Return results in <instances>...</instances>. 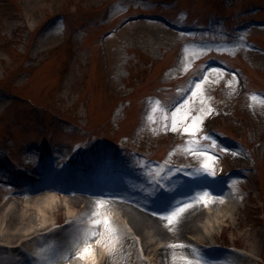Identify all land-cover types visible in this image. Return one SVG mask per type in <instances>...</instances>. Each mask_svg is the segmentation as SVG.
<instances>
[{
  "label": "rangeland",
  "instance_id": "rangeland-1",
  "mask_svg": "<svg viewBox=\"0 0 264 264\" xmlns=\"http://www.w3.org/2000/svg\"><path fill=\"white\" fill-rule=\"evenodd\" d=\"M45 177L190 195L173 264H264V0H0V200Z\"/></svg>",
  "mask_w": 264,
  "mask_h": 264
},
{
  "label": "bare ground",
  "instance_id": "bare-ground-1",
  "mask_svg": "<svg viewBox=\"0 0 264 264\" xmlns=\"http://www.w3.org/2000/svg\"><path fill=\"white\" fill-rule=\"evenodd\" d=\"M106 185L101 192L91 185L78 192L71 189L69 180L55 183L45 177L28 188L26 193L32 197L25 203H16L10 196L1 199L0 264H124L129 243L135 242L126 234L129 230L143 241L140 253L155 246L150 252H157L166 264H173L176 257L199 254L197 247L182 241L185 232L195 233L185 218L200 215L190 195L157 193L143 199L121 191L111 181ZM180 206L185 213L173 215ZM60 210L67 220L61 227ZM121 236L124 240L118 243ZM171 237L177 238L176 245L166 241Z\"/></svg>",
  "mask_w": 264,
  "mask_h": 264
},
{
  "label": "snow or ice",
  "instance_id": "snow-or-ice-1",
  "mask_svg": "<svg viewBox=\"0 0 264 264\" xmlns=\"http://www.w3.org/2000/svg\"><path fill=\"white\" fill-rule=\"evenodd\" d=\"M196 87L199 88V84H197ZM193 127H194V125H193ZM191 130H192V129H191V128H188V127H186V128L184 129L185 132H189V131H191ZM173 215H175V213H173ZM95 223L99 224L100 221H96ZM87 251H88V249L86 248V249H85V252H87Z\"/></svg>",
  "mask_w": 264,
  "mask_h": 264
}]
</instances>
